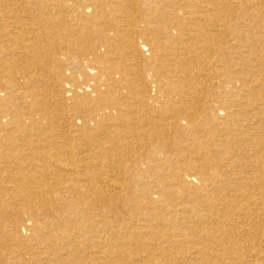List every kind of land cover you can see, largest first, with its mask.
<instances>
[{
	"label": "bare ground",
	"instance_id": "bare-ground-1",
	"mask_svg": "<svg viewBox=\"0 0 264 264\" xmlns=\"http://www.w3.org/2000/svg\"><path fill=\"white\" fill-rule=\"evenodd\" d=\"M0 264H264V0H0Z\"/></svg>",
	"mask_w": 264,
	"mask_h": 264
}]
</instances>
